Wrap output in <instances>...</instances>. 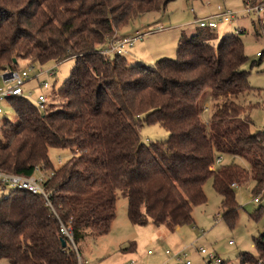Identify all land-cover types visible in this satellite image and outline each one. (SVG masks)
I'll return each mask as SVG.
<instances>
[{
	"label": "trees",
	"instance_id": "trees-1",
	"mask_svg": "<svg viewBox=\"0 0 264 264\" xmlns=\"http://www.w3.org/2000/svg\"><path fill=\"white\" fill-rule=\"evenodd\" d=\"M173 1L16 0L23 7L15 12L3 7L12 0H0V71L19 67L22 58L41 66L75 60L57 91L59 101L49 102L46 111L25 97L10 100L17 120L1 129L0 170L24 177L37 168L52 171L45 188L54 211L27 191L3 195L0 260L79 264L78 252L63 246L60 222L72 229L76 246L88 235L109 234L118 192L128 199L133 225L166 226L170 232L194 225V209L207 204L208 180L231 228L241 209L236 188L253 180V196L264 193V130H252L254 107L243 102L262 91L243 69L248 57L240 35L233 31L219 41L220 27L182 32L176 59L149 66L98 51L116 30ZM254 1L243 2L249 7ZM258 22L257 35H264ZM259 57L261 63L264 51ZM152 124L164 127L168 139L144 142L140 131ZM52 148L69 149L73 156L55 169ZM254 242L257 253H240V264H264V232ZM122 250L135 251L136 244Z\"/></svg>",
	"mask_w": 264,
	"mask_h": 264
},
{
	"label": "rangeland",
	"instance_id": "rangeland-1",
	"mask_svg": "<svg viewBox=\"0 0 264 264\" xmlns=\"http://www.w3.org/2000/svg\"><path fill=\"white\" fill-rule=\"evenodd\" d=\"M12 1L3 7L15 12L23 7V5H19L20 2ZM221 2H225L227 7L238 13L239 19L236 22L239 27L246 30L240 35L245 44V54L248 57V62L243 66V69L250 73L251 86L262 92L254 90L243 102L247 107H254L250 114L254 123L252 130L254 132L264 130V57L259 63L261 58L258 55L264 51V35H257L256 32V29H260L258 21L263 17V13L258 14L255 11L246 13V4L240 0H210L204 3L192 0H175L168 4L165 10L147 13L130 25L116 30L113 37H132L137 32L147 33L148 30L151 32L130 50L127 59L131 66L154 65L162 58L176 59L180 34L182 32H186L187 35L195 33L197 30L196 17L209 14L208 12L214 10ZM262 2L264 0H255L249 7L257 6ZM234 25L220 26L217 30L219 41L225 35L236 30ZM160 28L163 30L159 32ZM29 63V58H22L19 59L18 66L22 69ZM74 65V59L60 64L49 62L43 66L36 65L37 70L56 69V78L48 79L51 84H56L51 93L48 92L49 102L59 101L57 91L69 77ZM25 89L27 95L32 91L31 97H29L35 103L40 88L35 82H31ZM1 107L4 114L0 116V132L4 121L16 122L17 120L16 111L10 103L4 102ZM209 117V111L203 114L206 122ZM140 134L142 140L148 144L165 141L169 137V132L159 124L145 125ZM72 156L73 152L69 149L52 148L49 151V158L55 169L61 167ZM237 161L242 163L240 160ZM253 187L254 181L250 180L243 187L236 188L237 200L241 209L235 227L231 228L220 216L222 199L215 192L213 181L208 180L204 186L207 204L194 209V225L180 227L175 232H170L166 226L133 225L127 214L128 199L118 192L117 217L110 233L98 237L88 235L84 241L78 244V253L85 264H129L131 261H134L135 264H186L187 261H191L192 264H207V258L199 253L201 248H206L230 264H240L238 255L242 252L256 254L254 238L264 232V193L256 196L260 200L259 203H256L254 200L256 197L252 194ZM11 190L10 187L0 186V200L3 195L7 196ZM260 207L262 208L261 217L256 221L252 216ZM231 241L233 245L229 244ZM131 243L136 244V250L123 252L122 249ZM179 253L182 255V260L177 258ZM0 264H9V262L3 259L0 260Z\"/></svg>",
	"mask_w": 264,
	"mask_h": 264
},
{
	"label": "built area",
	"instance_id": "built-area-1",
	"mask_svg": "<svg viewBox=\"0 0 264 264\" xmlns=\"http://www.w3.org/2000/svg\"><path fill=\"white\" fill-rule=\"evenodd\" d=\"M245 1V0H240ZM194 11V10H192ZM251 11H255L258 14L263 13V17L259 18L262 20V24L264 23V7L259 4L253 7H247L245 12L250 13ZM239 19L238 13L232 10L231 8L227 7L225 2H221L216 6V10L214 13L209 14L205 17H197L195 19V25L199 28L203 29H212L216 30L221 25H234L236 27L235 34L241 35L246 30L243 27H239L238 23L236 22ZM163 29L160 28L158 31H162ZM151 32L148 31L147 33L137 32L132 37H122V38H111L102 46L98 47V51L100 54L113 57V56H128L130 50L135 46V44L141 40H143L146 35L150 34ZM261 56V54H258ZM37 64L29 63L24 68L20 69L19 67L15 68H6L0 71V116L4 114V110L1 107V104L4 102L10 103V100L17 98V97H25L30 99L32 91H30L27 95V90L25 87L31 83L35 82L40 88L39 95L35 101V105L41 110L46 111L48 108L49 103V96L48 92L51 93L52 89L54 88V84H51L48 79H55L56 78V69H39L37 70ZM34 74V75H33ZM30 96V97H29ZM209 109H206V112ZM5 124V121L3 125ZM62 164V161H60ZM218 163H221L219 160ZM54 175L51 171L48 174L47 170L44 168H37L35 173L31 177H24L13 173H7L0 170V186H7L12 189H19L23 191H27L35 196H40L46 202V206L49 207L54 211V208L50 202V197L48 192L45 188V182ZM256 203L260 201L255 199ZM60 233L66 239L67 244H69L75 251L78 252L77 246L74 242V234L72 229L69 226H66L62 222H60ZM230 245H233V242H229ZM199 253L207 258V264H221L223 259L219 256L211 253L206 248H201ZM151 254V252H150ZM79 257V264H85L80 257ZM177 258L182 260V255L179 253ZM130 264H135V262H131ZM186 264H192L191 261H187Z\"/></svg>",
	"mask_w": 264,
	"mask_h": 264
},
{
	"label": "crops",
	"instance_id": "crops-1",
	"mask_svg": "<svg viewBox=\"0 0 264 264\" xmlns=\"http://www.w3.org/2000/svg\"><path fill=\"white\" fill-rule=\"evenodd\" d=\"M206 2H209V1H206ZM215 10H216V8H215L214 10H211V12H208V13H209V14H210V13H214ZM209 14H207V15H209ZM207 15H205V16H207ZM205 16H203V17H205ZM196 18H197V17H196ZM238 25H239V24H238ZM195 26H196V25H195ZM232 26H233V25H232ZM196 27H197V26H196ZM234 27H235V25H234ZM148 31H149V30H148ZM181 34H182V33H181ZM181 34H180V36H181ZM123 37H126V36H123ZM178 229H179V228H178ZM131 262H134V261H131ZM131 262H130V263H131ZM130 263H129V264H130Z\"/></svg>",
	"mask_w": 264,
	"mask_h": 264
},
{
	"label": "water",
	"instance_id": "water-1",
	"mask_svg": "<svg viewBox=\"0 0 264 264\" xmlns=\"http://www.w3.org/2000/svg\"><path fill=\"white\" fill-rule=\"evenodd\" d=\"M14 63L17 64V61L15 60ZM66 245H67L66 241L63 240V246L65 247Z\"/></svg>",
	"mask_w": 264,
	"mask_h": 264
}]
</instances>
